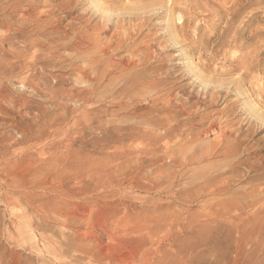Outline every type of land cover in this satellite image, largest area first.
<instances>
[{
    "label": "rangeland",
    "instance_id": "obj_1",
    "mask_svg": "<svg viewBox=\"0 0 264 264\" xmlns=\"http://www.w3.org/2000/svg\"><path fill=\"white\" fill-rule=\"evenodd\" d=\"M17 1L0 0V22ZM37 1L52 5L60 35L75 25L103 42L121 36L94 59L112 84L115 64L133 59L134 82L121 104L103 81L88 107L87 63L62 51L32 60L0 28V264H264L257 232L241 235L227 214L233 190L264 189V0H94L108 16L93 0ZM32 33L49 47L48 31ZM211 124L203 142L224 131L237 157L177 167L164 129L176 141ZM234 166L229 189L213 192L227 174L197 191Z\"/></svg>",
    "mask_w": 264,
    "mask_h": 264
},
{
    "label": "bare ground",
    "instance_id": "obj_2",
    "mask_svg": "<svg viewBox=\"0 0 264 264\" xmlns=\"http://www.w3.org/2000/svg\"><path fill=\"white\" fill-rule=\"evenodd\" d=\"M90 4H91L92 9L99 11V12H101L107 16L111 15V13L109 11H107L106 9L105 10L102 9L101 6H99V4L96 1L93 0ZM51 6L41 4L37 0H27L26 2H24L22 0L17 1V3H15V6L12 8L11 12L9 14L5 15L3 20L0 22V28H3L4 32H5V40L12 41L13 39H15V40L20 41L24 45V46L22 45L24 48H33L34 50L32 52V60L39 53L43 54V53L47 52V55L49 56V55H52L55 53H60L61 51L65 52V54L67 53L71 57V59L72 58H77V59L80 58L84 63H87V68L83 69V70L81 69L79 72L80 77H81L80 80L82 83H84L86 86H88V88L82 92L81 102L88 105L92 101V98H97L96 96L98 94H96L97 89L95 88V86H98L101 83L104 84L106 82V83H108L107 85H105L106 87L111 86L110 89H108L110 95H109V97L108 96H106V97H108L111 100V102L113 101L114 103L118 102V103L122 104V102H123L122 98H124L123 96H125V92H127V90L132 87V86L131 87L128 86V85H130V84H128V82H131V83H132V81L134 82V80L126 78L127 77L126 71H130L131 67L134 65V60L131 59V60H128L127 62H123L121 60L119 62L116 61L117 63L115 64V70L118 71L117 73L119 74L120 80L116 84H112L114 80L112 78H109V76H108L109 72L108 73L102 72L99 69V67L101 66L100 64H102L101 60H97L94 58L95 57L97 58V56L100 54L105 55V52L107 50L112 49L114 52V51L122 48L124 46L125 40L123 41V39L120 38L121 36L119 37L117 35L112 34V35H109L111 37L109 38L108 42H103L102 41V36L104 34L103 32L101 33V31H95V32H91V33H86V32H83L80 27H76L75 25H71L69 27L70 30H65L63 35H60L61 29H60V23L59 22H61L62 20L57 19V18L54 19L55 17L53 18L54 12L52 13V10H51L52 7ZM72 12H74V11H72ZM66 13H67V15L69 14V12H66ZM4 14H5V12H4ZM74 20L79 21V18L74 19ZM98 25H99V23H98ZM28 28H30L31 31L25 32V29H28ZM40 29L44 30V31H48V38L44 40V43L47 42V44L49 45L48 48L42 47V45H41L42 43L40 44V41L37 38L33 37L32 32L35 30H40ZM105 39H106V37H105ZM130 40H131V38H130ZM12 44H13V42H12ZM112 50H111V52H112ZM129 52H130V55L132 56L133 52H131V51H129ZM16 53L17 52H15V54ZM105 57L106 56H104V58ZM140 57H141V55H140ZM108 59H109V57H108ZM114 62H115V60H114ZM103 81H105V82H103ZM146 82L148 83V81H146ZM140 86H142V85H140ZM83 87H85V86H83ZM71 95L72 94H70V96ZM134 97H136V96H134ZM124 99L126 100V98H124ZM98 100L101 101L99 99V97L97 98V102H98ZM75 101H76V99H75ZM95 101H96V99H95ZM19 102L20 101H18V102L14 101L13 104H19ZM168 104H170V103H168ZM152 105H153V103H152ZM89 106L90 105H88V107ZM121 106L123 107V105H121ZM170 106H172V105H170ZM168 107H169V105H168ZM173 107H175V106H173ZM109 108L111 109V107H109ZM143 110H144V108H143ZM109 112H110V110H109ZM97 113L100 114V112H97ZM101 113H102V111H101ZM144 113H145V111H144ZM174 113H173V115L175 116V114H177V113H175V114ZM109 115H110V113H109ZM146 115H147V113H146ZM104 116H106V115H104ZM88 117H90L89 114H88ZM218 120H220V119H218ZM163 121H165V120H163ZM171 125H174V124H171ZM207 126H208V129H206V130L200 131V132L195 133V134L191 133L184 138H181V139L178 138L179 140L176 139V141L173 140V138H170L171 132H172L171 127L164 129V132L162 134L163 139L168 141L167 143H169L171 141V145H168L166 143L167 144L165 146L166 154L169 158H172L174 164L177 167H182V168L188 167V166L192 167L194 164L203 161L204 158L209 157V156H214V155L222 156L225 159H229V160L235 159L237 157V153H236L235 149H236V146L239 144V141L237 140V138L232 137L231 135L224 134V131H222L223 133H220L217 135V137L215 139L216 140L215 143H204L203 142L202 138L206 137L207 133L214 131V125L213 124L207 125ZM219 128H220V124H219ZM231 138H232V140H231ZM242 163H245V161L241 162V164ZM173 169H174V167H173ZM236 170H237V168H236V166H234V167L230 168L228 171H225L224 173L214 172V173H209L208 175L200 177L201 182H198L196 184V187L198 188L197 191L200 193H204L206 190H209L211 188L216 187V185L220 181V178L227 175V174H229L230 176L227 177L225 179V182H222V184L220 186L216 187V190H213V192L214 191H220V189L222 187L229 189L231 182L236 178V174H235ZM173 176H174L173 178L175 179V175H173ZM247 184L249 185L250 183L248 182ZM233 192H235L237 194V196L234 199L229 201L231 204V207L227 213L228 217L232 222H239L238 226H239V232L241 233V235L244 234L245 232H247L248 230H251L253 232H257L256 239H255L256 243H253L255 245L254 250L256 252H259L261 255H264V212H263V210H264V189H262V188L258 189V188H254V187L250 186L248 188L241 189V190H233ZM252 240H253V238H252Z\"/></svg>",
    "mask_w": 264,
    "mask_h": 264
}]
</instances>
